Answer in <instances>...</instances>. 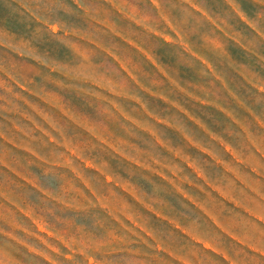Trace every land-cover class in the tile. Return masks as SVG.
Returning <instances> with one entry per match:
<instances>
[{
  "label": "rangeland",
  "instance_id": "obj_1",
  "mask_svg": "<svg viewBox=\"0 0 264 264\" xmlns=\"http://www.w3.org/2000/svg\"><path fill=\"white\" fill-rule=\"evenodd\" d=\"M0 0V264H264V0Z\"/></svg>",
  "mask_w": 264,
  "mask_h": 264
},
{
  "label": "trees",
  "instance_id": "obj_2",
  "mask_svg": "<svg viewBox=\"0 0 264 264\" xmlns=\"http://www.w3.org/2000/svg\"><path fill=\"white\" fill-rule=\"evenodd\" d=\"M8 2H10L9 0H7Z\"/></svg>",
  "mask_w": 264,
  "mask_h": 264
}]
</instances>
